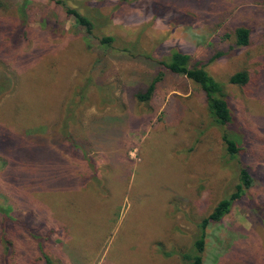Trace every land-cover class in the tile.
<instances>
[{"label":"rangeland","instance_id":"obj_1","mask_svg":"<svg viewBox=\"0 0 264 264\" xmlns=\"http://www.w3.org/2000/svg\"><path fill=\"white\" fill-rule=\"evenodd\" d=\"M66 3L101 26L87 35L54 0H0V135L51 152L30 162L0 144V264H187L238 165L203 91L160 64L174 50L225 87L253 180L206 229L203 264H264V0Z\"/></svg>","mask_w":264,"mask_h":264},{"label":"trees","instance_id":"obj_2","mask_svg":"<svg viewBox=\"0 0 264 264\" xmlns=\"http://www.w3.org/2000/svg\"><path fill=\"white\" fill-rule=\"evenodd\" d=\"M54 1L56 4L65 8L66 14L72 16L75 24L83 29L87 35H91L97 27L101 26L103 21V16L101 14L92 12V14L89 15H82L78 10L69 7L66 0ZM249 35L250 31L247 28H237L235 30L236 46H247L249 44ZM99 42L101 45L108 47L113 42V38L109 36H101ZM160 64L170 73L185 77L203 91L209 117L213 123L220 128L221 139L225 145V155L229 160L236 161L238 165V182L235 185L233 192L228 197L220 200L212 212L200 221L197 226L198 235L192 248L188 252L182 254V258L187 261V264H203V253L206 245V229L211 224L219 223L230 213L233 204L239 201L245 195L246 191L252 187L253 180L246 165L243 163L244 160L241 157L242 149L239 145V139L228 130V127L232 123V112L227 102V96L223 84L213 79L205 71L203 66L198 63L192 64L188 55L176 50L170 52L168 57L162 60ZM159 80L160 78L156 77L149 84L144 93L137 94V100L140 102L148 101L152 97L155 90V84ZM248 81L249 76L246 71H239L233 74L229 79L231 85H236L240 88L246 86ZM66 126L67 122H64L61 132L64 135V138L67 139L73 147L74 142L66 131ZM0 144L2 147L8 146V151L10 153L17 150V153L23 159L26 158L30 162L34 161L37 155L46 156L51 154L50 150L41 153L43 151L42 145H39L38 143H36V146L32 145L28 139L20 137L6 138L5 136L0 135ZM75 147L76 146H74V148ZM43 184H47V186H50L51 188L56 186V184L51 181L41 183V185ZM45 259L48 261L47 258Z\"/></svg>","mask_w":264,"mask_h":264}]
</instances>
